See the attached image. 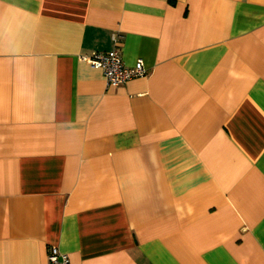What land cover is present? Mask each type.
<instances>
[{
	"label": "crops",
	"instance_id": "0c3cea01",
	"mask_svg": "<svg viewBox=\"0 0 264 264\" xmlns=\"http://www.w3.org/2000/svg\"><path fill=\"white\" fill-rule=\"evenodd\" d=\"M52 246L264 264V0H0V264Z\"/></svg>",
	"mask_w": 264,
	"mask_h": 264
},
{
	"label": "built area",
	"instance_id": "2783aa9c",
	"mask_svg": "<svg viewBox=\"0 0 264 264\" xmlns=\"http://www.w3.org/2000/svg\"><path fill=\"white\" fill-rule=\"evenodd\" d=\"M113 39H116L114 35ZM92 67L100 68L108 85H118L135 77L144 75L147 71L141 59L132 66H126L116 47L107 51H93L91 53L80 54ZM50 264H71L68 254L56 246H52L48 252Z\"/></svg>",
	"mask_w": 264,
	"mask_h": 264
}]
</instances>
